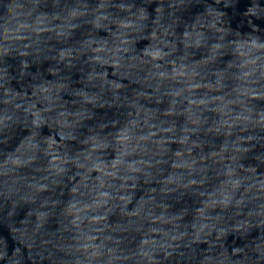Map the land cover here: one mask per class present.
I'll use <instances>...</instances> for the list:
<instances>
[{"label": "clouds", "instance_id": "obj_1", "mask_svg": "<svg viewBox=\"0 0 264 264\" xmlns=\"http://www.w3.org/2000/svg\"><path fill=\"white\" fill-rule=\"evenodd\" d=\"M0 264H264V0H0Z\"/></svg>", "mask_w": 264, "mask_h": 264}]
</instances>
